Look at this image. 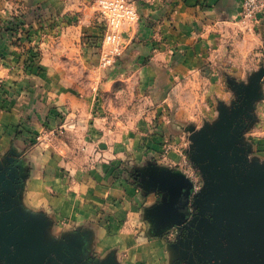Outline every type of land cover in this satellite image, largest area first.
<instances>
[{
  "label": "rangeland",
  "instance_id": "obj_1",
  "mask_svg": "<svg viewBox=\"0 0 264 264\" xmlns=\"http://www.w3.org/2000/svg\"><path fill=\"white\" fill-rule=\"evenodd\" d=\"M230 1L226 27L199 28L194 43L154 58L131 0L63 12L0 0L10 49L0 110L20 111L25 145L0 169V264H100L118 249L125 260L154 228L142 208L155 188L167 195L169 244L189 246L192 218L222 202L225 237L214 241L260 256L234 261L264 264V0L253 15ZM115 3L134 18L113 15ZM163 169L175 190L155 187Z\"/></svg>",
  "mask_w": 264,
  "mask_h": 264
},
{
  "label": "crops",
  "instance_id": "obj_2",
  "mask_svg": "<svg viewBox=\"0 0 264 264\" xmlns=\"http://www.w3.org/2000/svg\"><path fill=\"white\" fill-rule=\"evenodd\" d=\"M22 1V0H20ZM28 6H44L45 10L63 12L71 9L74 3L79 0H24ZM134 2L140 13V32L138 36H145V42L148 50H154V58L165 55L169 58L168 52H160V47L169 49L170 45H186L192 44L197 38V29L199 28H214L221 22L222 27L229 24L232 17L228 4L230 0H206L210 5L216 4L215 8L203 7L200 5L201 0H131ZM231 2V1H230ZM70 7V8H69ZM0 12H6V8L0 4ZM92 15V14H91ZM95 23V22H94ZM135 36V34L133 35ZM9 45L6 37L0 36V61L6 56L7 47ZM169 45V46H168ZM156 46V47H155ZM7 48V50H6ZM7 52V53H9ZM158 52V53H157ZM157 53V54H156ZM1 54L3 56H1ZM5 67L0 63V80L4 81ZM22 116L19 110L7 109L0 110V169L3 168L6 159L5 156L9 153L19 155L25 149L23 141L16 134V125L22 122ZM155 187L163 185L158 189L161 190L176 189L177 180L174 177H169L166 181L164 178H159L163 170H155ZM170 174V170L166 171ZM38 175L32 174L29 179V187L34 192L38 189ZM168 185L167 187H165ZM157 188L151 192L148 197V202L142 208V214L152 218L155 221L154 228L148 226L146 230V242L135 243L137 247L132 249L134 255H130L123 260L120 257L119 249L116 258L104 257L100 260V264H183V257L189 258L187 264H243L240 258L234 261L232 253L239 255L246 252L252 257L253 262L259 261V254L255 250H249L244 246L236 244L235 247L226 246L224 243L216 242L224 233L223 226L228 219V211L224 203L216 205L207 213L195 214L192 219H195L194 227H190L189 231V246L183 245V240L180 244H169L164 238L163 233L166 229L168 221L167 195L162 192L161 196L157 193ZM144 216V218H145ZM124 219V217L122 218ZM120 219V220H122ZM177 219L176 217L171 220ZM146 221V220H145ZM169 225V224H168ZM153 226V225H152ZM98 235L101 231H97ZM115 238H122L120 230L115 233ZM141 234H139L140 236ZM136 236V233H135ZM204 237H212L213 241H202ZM206 243V245H205ZM148 248V249H147ZM150 248V249H149ZM98 250V249H97ZM264 258V256H263ZM264 260V259H263Z\"/></svg>",
  "mask_w": 264,
  "mask_h": 264
},
{
  "label": "built area",
  "instance_id": "obj_3",
  "mask_svg": "<svg viewBox=\"0 0 264 264\" xmlns=\"http://www.w3.org/2000/svg\"><path fill=\"white\" fill-rule=\"evenodd\" d=\"M261 4V0H246L245 3V11L248 15H253L257 9H259ZM110 11H113V15L115 14L117 17H122L124 20L126 18H134L135 14L128 7L123 5L122 3H115L113 8H110ZM115 11V13H114ZM129 13V14H128Z\"/></svg>",
  "mask_w": 264,
  "mask_h": 264
},
{
  "label": "flooded vegetation",
  "instance_id": "obj_4",
  "mask_svg": "<svg viewBox=\"0 0 264 264\" xmlns=\"http://www.w3.org/2000/svg\"><path fill=\"white\" fill-rule=\"evenodd\" d=\"M175 233H176V234L173 235L175 241L180 242L181 239H182V237H183V235H185V237H186V232H185V233H184V232L181 233L180 231H177V232H175Z\"/></svg>",
  "mask_w": 264,
  "mask_h": 264
}]
</instances>
